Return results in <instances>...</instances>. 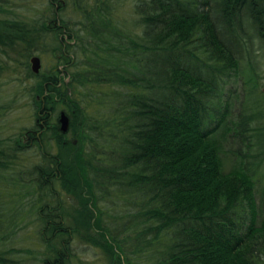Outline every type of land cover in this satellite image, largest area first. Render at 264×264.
Returning <instances> with one entry per match:
<instances>
[{"label": "trees", "instance_id": "trees-1", "mask_svg": "<svg viewBox=\"0 0 264 264\" xmlns=\"http://www.w3.org/2000/svg\"><path fill=\"white\" fill-rule=\"evenodd\" d=\"M12 63L33 123L6 135L0 99V264H74L75 241L107 264H264V0H0Z\"/></svg>", "mask_w": 264, "mask_h": 264}, {"label": "rangeland", "instance_id": "rangeland-1", "mask_svg": "<svg viewBox=\"0 0 264 264\" xmlns=\"http://www.w3.org/2000/svg\"><path fill=\"white\" fill-rule=\"evenodd\" d=\"M36 4L34 3V6ZM14 58V57H13ZM40 66H42V62H40ZM10 69H8L5 74L1 75L0 77V99L2 100H14L16 101L13 105L15 106L13 109L10 110L9 114L4 118L7 124L5 133L6 135L9 134H16L19 129L21 128H29L33 123L32 119V108L29 105L26 98H23L20 93V80L24 77V70L23 66L21 65H14L13 63L10 64ZM241 74L240 78L237 81L232 82V89L234 90L232 97V111L237 112L239 108V104L243 101L242 89L246 91L248 88L247 84V72L245 71V67L242 64L241 67ZM258 86L262 94H264V64H261L259 70V78H258ZM12 135V136H13ZM75 144V140L72 141ZM33 154L32 152H30ZM30 155V154H26ZM25 158V156H24ZM27 160V158H25ZM27 162V161H25ZM31 227L28 226L24 233L22 234L21 238L23 239H34V236L31 233ZM28 233V234H27ZM32 235V237H30ZM27 236V237H26ZM26 237V238H25ZM35 240V239H34ZM26 246V243H23ZM73 257L72 263L74 264H107L104 257L101 253L95 249L91 248L85 244H81L78 242H73ZM36 246L34 247L31 245L32 251H38ZM40 250V249H39Z\"/></svg>", "mask_w": 264, "mask_h": 264}, {"label": "water", "instance_id": "water-1", "mask_svg": "<svg viewBox=\"0 0 264 264\" xmlns=\"http://www.w3.org/2000/svg\"><path fill=\"white\" fill-rule=\"evenodd\" d=\"M28 62L30 71L33 74H37L38 70L40 69V60L38 59V57L32 56L29 58ZM58 124L60 132L65 133L68 127V119L63 112L59 113Z\"/></svg>", "mask_w": 264, "mask_h": 264}]
</instances>
